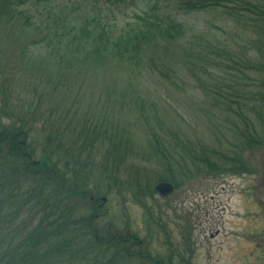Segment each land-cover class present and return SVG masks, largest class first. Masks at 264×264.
<instances>
[{
  "label": "trees",
  "instance_id": "trees-1",
  "mask_svg": "<svg viewBox=\"0 0 264 264\" xmlns=\"http://www.w3.org/2000/svg\"><path fill=\"white\" fill-rule=\"evenodd\" d=\"M129 1L0 0V264H164L143 250L137 232H112L114 221L111 227L97 226L96 221L108 215L102 213L105 196L113 200L114 195L122 199L128 194L147 206L158 194L156 182L182 186L176 171L183 177L192 172L253 174L244 153L260 142L245 115L249 99L237 96L243 85L231 78L230 71L238 68L222 63V50L218 53L211 44L192 38L182 50L172 46L181 43L177 40L186 31L174 11L221 8L229 15L248 13L255 16L250 21L258 35L255 43L261 45L264 0H148L134 22L124 28L112 25L105 10ZM262 46L257 48L259 56L264 54ZM175 48L190 72L208 76L211 68L224 71L226 77L217 80L209 73V87H214L219 103L235 104L230 111L245 120L239 129L237 121L226 119L241 145L212 148L170 127L167 136L145 130L149 140L140 153L120 120L124 112L116 114L123 99L100 109L85 104L79 89L84 69H104L109 63L179 88L186 83L180 70L146 67L156 63L153 55L164 56ZM244 69L264 72V62ZM140 101L132 99L131 111H145ZM36 128H41V142L34 140ZM152 172L161 173L154 183ZM147 209L148 231L154 237L155 214Z\"/></svg>",
  "mask_w": 264,
  "mask_h": 264
},
{
  "label": "rangeland",
  "instance_id": "rangeland-1",
  "mask_svg": "<svg viewBox=\"0 0 264 264\" xmlns=\"http://www.w3.org/2000/svg\"><path fill=\"white\" fill-rule=\"evenodd\" d=\"M147 2L130 0L119 8L110 7L105 11L112 25L124 28L134 22V15L146 8ZM174 13L179 14L177 20L185 24L186 31L185 36L177 40L181 43L172 46L182 50V45L193 38L196 43L215 46L218 53L222 50L221 55L230 60L226 62L222 57V63L238 68V72L230 71L231 78H237L243 85L237 88L241 92L237 96L249 99L245 101V115L254 129L250 132L260 142L244 153L251 159L253 174L234 175L227 171L195 176L192 172L183 177L180 171H176L175 176L182 186L165 195L158 192L154 199H148L147 206L124 193L122 199L114 195V199L109 200L105 196L102 213L108 215L97 220L96 224L111 227L110 222L114 221L116 226L112 232L115 228L122 235L128 228L137 232L138 238L144 242L143 250L159 257L164 264H264V72L244 69L245 65L256 66L264 62V54L259 56L257 49L262 45L260 48H263L264 43H255L258 35L250 21L255 16L248 13L229 15L221 8ZM175 50L164 56L153 55L156 63L151 61L146 67L150 69L159 64L180 70L179 77L185 78L186 83L179 88L164 86L155 78L147 81L129 68L109 63L104 69H84L79 89L86 98L85 104L100 109L104 104L123 99L124 105L116 114L124 112L120 120L126 127V135L133 139L140 153L149 140L145 130H155L167 136L170 127L180 136L201 140L212 148L229 150L241 145L240 135L226 119L237 121L239 129L245 125V120L230 111L235 104L219 103L214 87H209L213 82L210 78L226 77L224 71L211 68L209 79V73L202 76L200 71L190 72L181 50ZM144 62H148V58ZM230 98L238 100L236 96ZM132 99L145 102L143 113L137 109L138 112L131 111ZM225 126L232 131L225 130ZM35 130L34 140L43 141L41 128ZM160 176L158 172L150 173L151 183ZM159 183L156 182V190ZM147 207L155 214L157 232L154 237H150L148 231ZM88 208L91 213V206Z\"/></svg>",
  "mask_w": 264,
  "mask_h": 264
},
{
  "label": "water",
  "instance_id": "water-1",
  "mask_svg": "<svg viewBox=\"0 0 264 264\" xmlns=\"http://www.w3.org/2000/svg\"><path fill=\"white\" fill-rule=\"evenodd\" d=\"M157 190L160 192V194H168L174 191V186L169 182H162L158 184ZM105 200V198H104Z\"/></svg>",
  "mask_w": 264,
  "mask_h": 264
}]
</instances>
